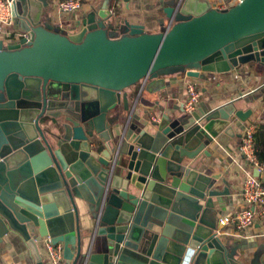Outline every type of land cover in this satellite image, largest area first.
I'll use <instances>...</instances> for the list:
<instances>
[{"label":"water","instance_id":"water-1","mask_svg":"<svg viewBox=\"0 0 264 264\" xmlns=\"http://www.w3.org/2000/svg\"><path fill=\"white\" fill-rule=\"evenodd\" d=\"M49 1L15 0V39L0 40V241L19 235L35 264L47 237L65 264H264V244L215 236L229 191L192 164L209 157L216 127L232 136L230 120L251 110L228 102L171 117L140 97L164 88L128 93L181 68L197 79L264 67V0H177L154 34L115 24L109 0L54 31L42 24ZM81 217L92 221L86 248Z\"/></svg>","mask_w":264,"mask_h":264},{"label":"crops","instance_id":"crops-1","mask_svg":"<svg viewBox=\"0 0 264 264\" xmlns=\"http://www.w3.org/2000/svg\"><path fill=\"white\" fill-rule=\"evenodd\" d=\"M58 0H50L49 7L44 10L42 16V24L50 28H58L59 30L69 31L75 27V22L82 16L91 12L95 8V4L99 7L104 0H82V8L74 17H64L55 12L53 8L54 2ZM117 10L115 15V24L121 20L127 21L129 24H138L144 27V31L150 34L161 32L168 28L170 21L165 18L163 9L166 6L176 4L177 0H114ZM110 3V0H109ZM96 7V8H97ZM220 7V6H219ZM109 9V6H108ZM113 13V10L110 9ZM17 26L14 22L10 30L16 32ZM55 31V30H54ZM15 34L10 37L1 34L0 40H14ZM164 82L159 80H147L140 82L132 87L130 93V102L136 99V96L141 88L148 87L149 90H158L164 88L163 91L149 95L145 91L141 92L140 97L143 100L151 102L157 101L160 106L165 109V113L171 117L179 116L183 113L181 104L186 99L185 88L188 83H195L196 88L200 91V100L197 108L216 109L228 102H234V107L237 110L247 112L251 110V115L245 122L230 120L229 125L233 128L232 136L225 134V131L218 128L219 133L213 142L207 147L209 157L201 153L199 157L192 162L196 170L206 174H220V179L216 185L220 191L228 189L229 194L221 197L218 208L216 209V219L220 215L233 214L242 206L239 190L242 186V181L247 176H254L255 172L248 165L239 153L240 134L243 126L246 123L256 121L259 126L264 123V67L261 65L241 66L234 72L227 74H211L205 73L202 78H189L185 73L180 71L168 72ZM157 107V106H156ZM158 108V107H157ZM142 109H137V114L142 115ZM156 114L160 116L158 109ZM154 116V115H153ZM41 132L48 138V129L41 123ZM215 129V127H214ZM216 130V129H215ZM258 131V130H257ZM257 133V132H256ZM256 137V134H255ZM256 140V138H255ZM255 146V142H254ZM256 155L258 152L257 146ZM224 180L226 184H222ZM92 227V221L85 217H81L78 222V230L85 236L83 246L86 248L88 244V232ZM216 228L219 227L216 223ZM221 234L231 236L235 242H243L249 247H254L257 243L264 244V218L257 217L251 228L235 232L231 227L220 228ZM62 245V244H61ZM40 254L43 258L41 243L38 245ZM254 249L247 253L248 259ZM44 264H47L43 259ZM35 264L30 250L22 238L15 234L9 233L0 241V264ZM65 264V262H63Z\"/></svg>","mask_w":264,"mask_h":264},{"label":"built area","instance_id":"built-area-1","mask_svg":"<svg viewBox=\"0 0 264 264\" xmlns=\"http://www.w3.org/2000/svg\"><path fill=\"white\" fill-rule=\"evenodd\" d=\"M243 0H236L237 4ZM15 0H0V35L4 34L10 37L14 32L10 30L14 23L13 6ZM53 8L58 14H70L78 12L82 8V0H58L54 2ZM226 6H217L218 10L225 9ZM171 24L168 26L169 29ZM186 76V74H185ZM186 99L181 104V109L185 113L191 114L195 111L200 100V91L195 83H188L185 88ZM264 109V102H263ZM264 112V110H263ZM258 130L256 121L246 123L240 134L239 153L245 162L251 166L258 176H247L242 181L239 194L242 206L233 214L220 215L216 223L215 236H220V228L231 227L238 231H244L251 228L257 217L264 218V164L259 162L254 146L255 134ZM43 259L47 264H63V247L61 244H53L49 237L41 242ZM16 264V263H10Z\"/></svg>","mask_w":264,"mask_h":264},{"label":"trees","instance_id":"trees-1","mask_svg":"<svg viewBox=\"0 0 264 264\" xmlns=\"http://www.w3.org/2000/svg\"><path fill=\"white\" fill-rule=\"evenodd\" d=\"M109 9L113 10L114 15L117 14L114 0H110ZM259 127L260 128L258 129L255 137V146H257L258 148L257 159L259 160V162L264 164V123L261 124Z\"/></svg>","mask_w":264,"mask_h":264},{"label":"rangeland","instance_id":"rangeland-1","mask_svg":"<svg viewBox=\"0 0 264 264\" xmlns=\"http://www.w3.org/2000/svg\"><path fill=\"white\" fill-rule=\"evenodd\" d=\"M98 6V4H95V8ZM77 14V12H74V13H70V14H66V15H62V18H64V17H74L75 15ZM50 29H52V30H55V31H61V30H59L58 28L56 29V28H54L53 26H51L50 27ZM113 39H117V36H111ZM182 69V68H181ZM180 69V70H181ZM182 71V70H181ZM168 72H171V71H168Z\"/></svg>","mask_w":264,"mask_h":264}]
</instances>
